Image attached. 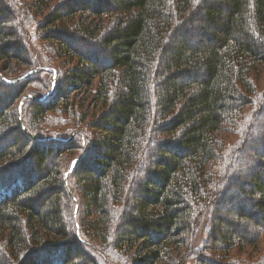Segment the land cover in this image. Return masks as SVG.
<instances>
[{"label":"trees","instance_id":"trees-1","mask_svg":"<svg viewBox=\"0 0 264 264\" xmlns=\"http://www.w3.org/2000/svg\"><path fill=\"white\" fill-rule=\"evenodd\" d=\"M20 17L0 0V60L28 55ZM52 25L44 33L56 41L51 51L77 62L70 87L97 80L93 94L105 109L90 122L101 133L75 158L79 138L86 141L83 132L77 135L84 126L66 138L39 136L30 124L47 112L61 109L77 120L74 104L65 96L53 101L50 92L43 100L28 99L25 126L40 139L32 138L8 103L38 94L28 92V81L47 69L15 83L0 78V95L3 87L15 92L0 98V264H101L99 258L115 250L132 251L137 264H183L191 256L195 264H241L227 251L253 241L255 229L264 232V214L255 218L238 200L230 204L233 176L222 174L228 158L221 157L215 132L261 94L250 98L264 66V0H62L44 18L43 28ZM244 153L236 147L239 162ZM257 163L260 171L254 167L248 176L254 185L234 174L232 187L251 195L249 207L264 213V162ZM65 173L82 194L84 216L76 221ZM226 203L243 220L236 224H250L248 232L222 227L217 211ZM91 212L100 215V228L89 220ZM215 250L221 254H209ZM251 264H264V256Z\"/></svg>","mask_w":264,"mask_h":264},{"label":"rangeland","instance_id":"rangeland-1","mask_svg":"<svg viewBox=\"0 0 264 264\" xmlns=\"http://www.w3.org/2000/svg\"><path fill=\"white\" fill-rule=\"evenodd\" d=\"M7 5L9 6L10 10L14 14H21L20 20H17L19 27L22 29V33L26 34L27 37H25L23 34V38L20 40L21 44L24 45V47L28 48V55L26 58L21 56V58H24L22 61L15 60V58H4L0 60V78L4 77L6 79H12L17 74H23L26 70H33V69H47L44 70L42 73L38 75V77H33L29 79V90L28 92H32V90H35L36 92H39L38 94L34 93H28L24 94L35 96L38 98L47 97L49 93L51 92V96L54 97L53 101L58 100L61 96H65V100L67 102H72L74 104V111H76L77 116L74 117L77 120L75 122L71 121L70 118H72L71 115L66 114L61 109L47 112L44 115V118L42 121H39L37 124H30L32 126V129L37 131V134L39 136H55V137H61L66 138L67 135L64 133L71 132L70 129L75 130L76 125H78V129L85 127L84 131H77V135L80 132L84 133V136L86 138V141L83 142L82 139L79 138L80 145H77L81 148H78L72 154V158H75L78 154L82 152V147L85 145V149H89L92 147V140L97 139L99 133L101 131L93 129L91 126L90 121H94L95 118L105 109L104 105L101 104L94 96V89L96 87L97 80L93 82L90 86H82L78 87V89H72L69 85L68 79L70 77L71 68H73L76 65V59L70 58V57H57V55H54L51 51L52 46H55L54 43L56 41H49L46 38L45 30L46 29H53L55 26H49L43 28V22L45 16L49 13L50 9L52 7H55L57 3L62 2V0H50L49 2H46L43 7L39 8L38 6H35L34 1L35 0H5ZM24 14V15H22ZM17 23H14V25H17ZM43 35V37H42ZM45 35V36H44ZM21 37V36H20ZM45 37V38H44ZM70 42L73 46L78 47L81 52L86 53L85 48L83 46H77L79 45L77 41L73 38H70ZM13 68H18L15 71ZM26 71V72H27ZM25 72V73H26ZM25 73L23 75H25ZM21 75V76H23ZM37 76V75H36ZM255 77V93L253 95H250V98L255 99L257 97V94H260L258 101L253 102L250 106H245L243 108V111L241 112L240 118L238 120H235V122L232 124L226 123L223 125L220 129H218L215 132V136L219 142L222 143L223 152L225 155H222L224 161V164H222V174L225 177V174H232L231 181L228 185H230V190L227 192L228 197L230 198V204L233 201L238 200L239 203L242 205V208L245 209V211H249L251 215H253L255 218L258 216L263 215L264 213H261L257 211V209L251 208L248 205V201L252 200L253 197L249 194H242L239 190L235 189L234 186L232 187V180L234 178V174H238V177H241V179H244L248 182L254 185V181L251 179L248 180V176H250L252 169L255 171L259 170L258 167L256 168V165H259L257 162L263 161L264 157L258 149L261 148L264 151V144L261 143L263 141L262 137L264 138V66L263 71L256 77ZM19 77H16L18 79ZM46 85L51 86L48 90L49 92L47 94H43L41 92ZM3 94L0 95H11L15 94L13 92L12 88L9 87H3ZM258 91V93H257ZM262 91V92H261ZM13 92V93H12ZM263 94V95H262ZM23 95V94H22ZM20 95V97L17 98V101L13 98L12 101L8 103V107H17L18 112V121L19 126L22 128V124L25 127V132L28 133L31 137V135L25 125L30 122V113L27 111L30 105H32L31 102H29L28 99L25 98L20 105L21 98L24 96ZM51 97V99H52ZM43 98V99H44ZM42 99V100H43ZM32 100V99H31ZM263 100V101H262ZM5 101V99H4ZM18 102V104H17ZM51 106V105H50ZM20 110V111H19ZM73 111V110H72ZM258 113L257 117L255 116ZM23 116V117H22ZM255 116V117H254ZM255 118V120L253 119ZM72 122V123H71ZM82 124V125H80ZM36 126V127H33ZM38 127V128H37ZM73 135L72 139L77 140L78 136ZM72 136V135H71ZM70 136V137H71ZM15 138V136H14ZM2 139V138H1ZM12 140L13 137L5 140ZM87 139L89 142H87ZM4 140V139H3ZM4 143L1 144V147L4 146ZM82 141V142H81ZM10 143V142H7ZM25 145V143H23ZM3 145V146H2ZM22 145V144H21ZM27 147V144H26ZM236 147L238 150L243 148L245 150L244 155L240 157V162L236 159ZM97 147L95 146V149ZM85 149L83 150V153H85ZM31 149L28 145L27 152H29ZM241 152V151H240ZM233 153V155H231ZM256 154V155H255ZM259 155V156H258ZM261 155V156H260ZM260 159V160H258ZM29 160V159H28ZM27 160V161H28ZM74 160V159H73ZM30 165L31 162L29 161ZM238 165H234L237 164ZM219 168L221 167V164H218ZM225 165V167H223ZM234 165V166H233ZM233 166V167H232ZM27 168V167H26ZM245 168V169H244ZM67 179V177H66ZM68 182V181H67ZM235 182V181H234ZM235 184V183H234ZM227 185V186H228ZM70 186V184H69ZM222 186H218L219 189H221ZM71 188V187H70ZM73 196L76 198L78 209L76 219H82L84 214L83 206L82 205V194L79 191L72 190ZM257 199V197H254ZM43 200L42 198H40ZM41 200H38V204H41ZM73 200V199H72ZM75 206V204H74ZM226 206H229V203L221 204V206L218 208L217 211L219 216H221L225 223L222 224V227L229 228V229H235L239 232H248V229L250 228V224L246 221L240 223L244 225V227L238 223V220L241 222L243 220H240V218L233 213L227 211L225 209ZM79 210V211H78ZM91 215L89 216V220H94L96 222V226L100 228L102 226L100 215H98L97 212H91ZM96 227V228H97ZM198 233V230L195 231V234ZM251 234V233H249ZM255 238L253 241L249 242V244H241L236 246L235 248H232L231 250L227 251L228 257L231 260H235L240 262L241 264H251L253 262L258 261L262 256H264V232L259 229H255ZM202 238H206L209 236L208 232H202ZM195 237V236H194ZM2 250V249H1ZM184 249L181 248V250H173V255L178 256L180 252H182ZM3 251V250H2ZM73 253V251H72ZM202 253V252H201ZM200 253V254H201ZM209 254L212 255H220L221 251L215 250L209 252ZM134 253L132 251H124L120 252L119 250H115L107 259V257L99 258V261L101 264L103 262L107 264V261H111L113 264H137V261H132ZM103 262H102V260ZM138 260V259H136ZM35 262V261H34ZM28 264L30 261L27 262ZM183 264H195V259H192V256L190 259L185 261Z\"/></svg>","mask_w":264,"mask_h":264},{"label":"water","instance_id":"water-1","mask_svg":"<svg viewBox=\"0 0 264 264\" xmlns=\"http://www.w3.org/2000/svg\"><path fill=\"white\" fill-rule=\"evenodd\" d=\"M36 71H39V69H38V70H30V71H27V72L25 73V75H23V76L21 77V79H22V78H25V77H27V76H29L30 74H33V73L36 72ZM2 78H4V77H2ZM4 79H5V81H6L7 83H15V82H17V81L19 80V79H6V78H4ZM25 98H30V99H32V100H42L44 97H42V98H41V97L38 98V97H35V96H31V95H26V96L24 95V96L21 98L20 105L22 104V102H23V100H24ZM19 111H20V110H19ZM21 126H22V129L25 130L24 125L22 124ZM32 138H34V139H40V138H37V137H35V136H32ZM83 155H84V154H82V156H80V158H82ZM78 159H79V158H76V159H74V160L72 161V164H71V168H70V170L72 169V166L75 164V162H77ZM70 170H69V171H70ZM66 177H67V173L64 174V176H63V180H64V182H65V185H66V188H67V190H68L69 195L71 196V198H72L73 201L75 202L73 218H74V221H76V215H77L78 204H77L76 198H75V197L73 196V194H72L71 188H70V186H69V184H68V182H67ZM75 224H76V227H77V237L80 238L79 228H78L76 222H75ZM79 240H81L82 242H85L86 244H88V242H86V241H84V240H82V239H79Z\"/></svg>","mask_w":264,"mask_h":264}]
</instances>
